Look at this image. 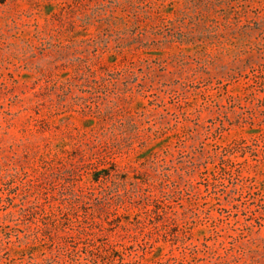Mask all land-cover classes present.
<instances>
[{
	"label": "rangeland",
	"instance_id": "1",
	"mask_svg": "<svg viewBox=\"0 0 264 264\" xmlns=\"http://www.w3.org/2000/svg\"><path fill=\"white\" fill-rule=\"evenodd\" d=\"M0 264H264V0H0Z\"/></svg>",
	"mask_w": 264,
	"mask_h": 264
},
{
	"label": "trees",
	"instance_id": "2",
	"mask_svg": "<svg viewBox=\"0 0 264 264\" xmlns=\"http://www.w3.org/2000/svg\"><path fill=\"white\" fill-rule=\"evenodd\" d=\"M94 181L95 182H99L100 180H99V178H96V179H94ZM46 218L47 219H49L50 218V216L47 214L46 215ZM78 253L80 252V251H77ZM73 253V252H68L67 254L68 255H71V257H73L75 254H77L78 255V253ZM88 254H90L91 256H93V262H95L96 261V258L98 257H100L101 256V254H100V252H99V250H98V246H92V247H89L88 248ZM105 256H107V254H104ZM87 256V255H86ZM108 257H110V255H108ZM92 261V260H91Z\"/></svg>",
	"mask_w": 264,
	"mask_h": 264
}]
</instances>
